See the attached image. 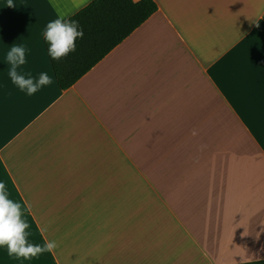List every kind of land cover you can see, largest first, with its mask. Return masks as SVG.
Here are the masks:
<instances>
[{
  "label": "crops",
  "instance_id": "crops-1",
  "mask_svg": "<svg viewBox=\"0 0 264 264\" xmlns=\"http://www.w3.org/2000/svg\"><path fill=\"white\" fill-rule=\"evenodd\" d=\"M92 1L0 0V181L28 208L30 242L57 244L0 249V264L264 260V0H154L63 90L42 33ZM13 44L51 85L11 83Z\"/></svg>",
  "mask_w": 264,
  "mask_h": 264
},
{
  "label": "clouds",
  "instance_id": "clouds-1",
  "mask_svg": "<svg viewBox=\"0 0 264 264\" xmlns=\"http://www.w3.org/2000/svg\"><path fill=\"white\" fill-rule=\"evenodd\" d=\"M7 3L8 7H13L12 0ZM51 3L56 7L55 0ZM42 35L48 45V56L60 61L76 51L77 41L83 39L84 31L78 21L58 14L47 23ZM26 53L23 45L13 44L5 54L6 68L11 83L27 96H33L41 88L51 85L53 79L47 72L36 77L24 74L21 69L27 63ZM27 211L26 205L10 198L5 183L0 181V249H6L9 256L29 259L42 252H52L57 247L55 241H45L42 245L30 242Z\"/></svg>",
  "mask_w": 264,
  "mask_h": 264
},
{
  "label": "trees",
  "instance_id": "trees-1",
  "mask_svg": "<svg viewBox=\"0 0 264 264\" xmlns=\"http://www.w3.org/2000/svg\"><path fill=\"white\" fill-rule=\"evenodd\" d=\"M157 11L154 0H94L70 17L78 21L84 37L67 58H50L59 87H73ZM244 264H264V260Z\"/></svg>",
  "mask_w": 264,
  "mask_h": 264
},
{
  "label": "rangeland",
  "instance_id": "rangeland-1",
  "mask_svg": "<svg viewBox=\"0 0 264 264\" xmlns=\"http://www.w3.org/2000/svg\"><path fill=\"white\" fill-rule=\"evenodd\" d=\"M250 242H251V240H250ZM154 256H151V255H149L148 256V263L147 264H165V263H163L162 261H161V259H162V257H156L155 258V261H152V260H150L151 258H153ZM166 259V258H165Z\"/></svg>",
  "mask_w": 264,
  "mask_h": 264
}]
</instances>
